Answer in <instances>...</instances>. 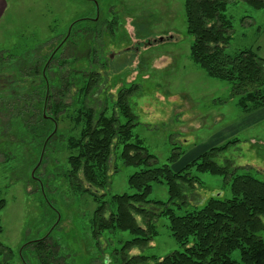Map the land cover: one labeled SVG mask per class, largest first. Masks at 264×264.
<instances>
[{"label":"rangeland","instance_id":"1","mask_svg":"<svg viewBox=\"0 0 264 264\" xmlns=\"http://www.w3.org/2000/svg\"><path fill=\"white\" fill-rule=\"evenodd\" d=\"M225 15L232 23L226 54L257 50L264 59V8L227 0ZM80 19L99 20L102 31L90 41L86 34L75 42L79 48L86 38L97 60L94 69L90 61L77 62L76 72L97 70L101 76L88 106L100 111L106 106L107 115H112L118 91L136 86L128 100L137 124L132 134L153 156L149 168L167 165L176 172L208 149L236 140L214 163L220 167L228 163L230 173L236 169L237 174L264 182V109L244 113L227 83L209 78L192 62L193 38L186 32L184 0H0V108L5 107L0 110V197L5 202L0 211V244L9 251L0 254V264H122L121 247L132 239L119 231L94 239L91 218L96 204L68 183L66 141L79 129L67 116L77 109L72 94L83 80L66 95L64 103L71 105L45 150L11 106L14 99L20 100L15 102L20 106L26 93L16 67L23 60L47 57L71 23ZM81 24L87 28L92 22ZM120 152V148L112 151L110 185L98 193L105 194L106 201L133 194L128 179L146 168L125 166ZM173 153L182 155L170 163ZM190 174L201 185L187 198L189 203L175 211L177 215L199 209L211 197H232L223 177L194 170ZM148 200L167 202L166 187L152 185ZM155 224L158 235L149 248L142 253L133 250L128 257L163 259L182 252L169 232L168 220L160 218ZM258 236L264 241V230ZM46 239L52 251L39 255L33 244ZM231 259L241 264L238 252Z\"/></svg>","mask_w":264,"mask_h":264},{"label":"trees","instance_id":"2","mask_svg":"<svg viewBox=\"0 0 264 264\" xmlns=\"http://www.w3.org/2000/svg\"><path fill=\"white\" fill-rule=\"evenodd\" d=\"M241 1L255 10L264 8L263 0ZM226 9L227 0H184L186 32L193 38L190 59L209 78L230 86V94L237 98L236 104L241 111L250 113L264 109V59L258 56L257 50L239 51L232 56L226 54L232 30ZM82 22L92 24L85 28ZM71 24L47 57L25 59L17 64L16 73L24 81L26 93L22 95V106H15L20 102L17 99L11 106L29 134L40 138L45 150L58 133L56 128L62 115L71 105L64 103L66 95L78 80H83L80 86H75L77 93L72 94L77 99V109L67 116L73 127L79 129L76 137L66 141L70 153L67 179L73 190L87 194L96 204L91 218L94 239L104 232L129 233L132 239L120 250L122 264H238L231 259L234 252H238L241 264H264V241L258 236L264 230V182L247 174H237L236 169L230 173L228 163L224 167L214 163L216 157L238 141L210 148L176 172L167 165L149 168L153 156L132 134L137 124L128 100L136 86L118 91L112 115H107L106 106L101 111L89 108L87 100L95 99L94 92L99 88L101 76L97 70L76 72L73 65L85 60L90 61L91 69L95 68L97 60L87 40L95 35L97 38L102 32L101 24L99 20L90 19ZM86 34L88 39L81 40L78 48L75 42L80 40V35ZM82 47L87 48L82 52ZM84 52L85 56L78 55ZM63 69L65 73L61 74ZM118 148L125 166L146 168L129 177L128 186L133 194L111 196L106 201L105 194L98 193L110 185L109 164L112 151ZM181 155L173 153L169 162L175 163ZM192 170L223 177L224 183H229L232 197L223 200L211 197L199 209L177 215L175 211L184 208L189 203L187 198L201 185L197 177L191 176ZM154 184L166 187L167 202L148 200ZM4 207L5 202L0 197V211ZM160 218L168 220L169 232L182 252L171 253L163 259L142 254L128 257L133 250L142 253L149 248L158 235L155 223ZM33 246L38 248L39 255L48 256L52 251L47 239ZM5 252L9 254L0 244V254Z\"/></svg>","mask_w":264,"mask_h":264},{"label":"water","instance_id":"3","mask_svg":"<svg viewBox=\"0 0 264 264\" xmlns=\"http://www.w3.org/2000/svg\"><path fill=\"white\" fill-rule=\"evenodd\" d=\"M159 41H163L162 39H160Z\"/></svg>","mask_w":264,"mask_h":264}]
</instances>
